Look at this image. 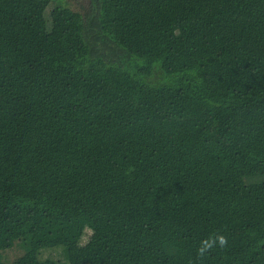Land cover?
<instances>
[{"label":"trees","instance_id":"1","mask_svg":"<svg viewBox=\"0 0 264 264\" xmlns=\"http://www.w3.org/2000/svg\"><path fill=\"white\" fill-rule=\"evenodd\" d=\"M0 264H264V0H0Z\"/></svg>","mask_w":264,"mask_h":264},{"label":"clouds","instance_id":"2","mask_svg":"<svg viewBox=\"0 0 264 264\" xmlns=\"http://www.w3.org/2000/svg\"><path fill=\"white\" fill-rule=\"evenodd\" d=\"M227 237L223 234H214L203 241H201L200 247L197 249L199 257L203 258L206 253L210 252L213 248L219 246L221 248L227 246Z\"/></svg>","mask_w":264,"mask_h":264},{"label":"rangeland","instance_id":"3","mask_svg":"<svg viewBox=\"0 0 264 264\" xmlns=\"http://www.w3.org/2000/svg\"><path fill=\"white\" fill-rule=\"evenodd\" d=\"M68 5L77 11H83L88 6V0H65ZM62 248V247H59Z\"/></svg>","mask_w":264,"mask_h":264}]
</instances>
